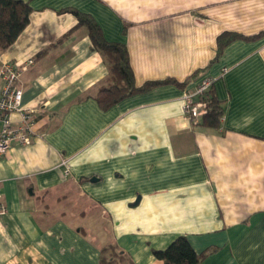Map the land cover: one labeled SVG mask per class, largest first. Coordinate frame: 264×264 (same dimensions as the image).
<instances>
[{"label":"crops","instance_id":"crops-1","mask_svg":"<svg viewBox=\"0 0 264 264\" xmlns=\"http://www.w3.org/2000/svg\"><path fill=\"white\" fill-rule=\"evenodd\" d=\"M23 1L30 24L0 68L34 60L21 79L34 136L0 158V264H100L109 245L164 264L153 252L180 236L200 264H264V0ZM73 12L127 46L137 87L172 81L103 110L109 69ZM209 78L218 129L183 112Z\"/></svg>","mask_w":264,"mask_h":264},{"label":"trees","instance_id":"trees-1","mask_svg":"<svg viewBox=\"0 0 264 264\" xmlns=\"http://www.w3.org/2000/svg\"><path fill=\"white\" fill-rule=\"evenodd\" d=\"M32 13L33 8L29 2L0 0V51L9 49L17 41L29 26ZM73 13L79 19V25L88 28L95 48L102 54L109 69L105 85L101 86L96 97L103 110L110 109L134 94L150 91L172 81H151L137 87L127 46L122 43L108 42L100 26L92 18L79 12ZM238 37L236 34H223L219 37L218 43L223 46ZM212 90L213 88L199 98L206 108L197 123H190L192 126L208 129L221 127L224 108L222 102L212 95ZM153 253L164 264H200L206 256V254H198L185 236L176 238L167 248L155 250ZM100 264L133 263L115 245H109L101 252Z\"/></svg>","mask_w":264,"mask_h":264},{"label":"built area","instance_id":"built-area-1","mask_svg":"<svg viewBox=\"0 0 264 264\" xmlns=\"http://www.w3.org/2000/svg\"><path fill=\"white\" fill-rule=\"evenodd\" d=\"M33 63L34 60L30 59L21 66L12 64L1 65L0 79L3 80L4 84L0 87V158L16 143L21 145H30L32 143L36 109L22 106L23 87L21 79ZM226 71L224 69L223 72ZM215 81V78L205 79L194 92H186L182 96L183 112L189 123H197L198 118L206 108L201 104L199 98L213 87ZM14 113H19L21 116L22 124L20 126H14L12 123L11 116ZM66 162H63L64 166ZM68 172L69 170L66 169V173ZM6 211L7 207L0 195V215Z\"/></svg>","mask_w":264,"mask_h":264}]
</instances>
